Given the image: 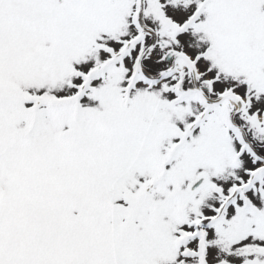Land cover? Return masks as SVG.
<instances>
[{
    "label": "snow or ice",
    "instance_id": "obj_1",
    "mask_svg": "<svg viewBox=\"0 0 264 264\" xmlns=\"http://www.w3.org/2000/svg\"><path fill=\"white\" fill-rule=\"evenodd\" d=\"M0 264H264V0H0Z\"/></svg>",
    "mask_w": 264,
    "mask_h": 264
}]
</instances>
